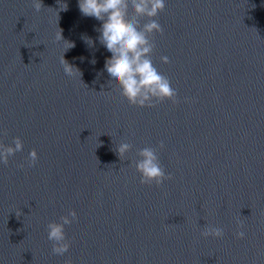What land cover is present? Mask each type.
I'll use <instances>...</instances> for the list:
<instances>
[{
    "label": "water",
    "instance_id": "water-1",
    "mask_svg": "<svg viewBox=\"0 0 264 264\" xmlns=\"http://www.w3.org/2000/svg\"><path fill=\"white\" fill-rule=\"evenodd\" d=\"M157 19L152 59L177 100L140 108L81 39L100 24L78 0H0V142L24 143L0 163V264H264V0H166ZM149 146L162 186L134 166ZM70 214L56 260L47 226Z\"/></svg>",
    "mask_w": 264,
    "mask_h": 264
},
{
    "label": "clouds",
    "instance_id": "clouds-1",
    "mask_svg": "<svg viewBox=\"0 0 264 264\" xmlns=\"http://www.w3.org/2000/svg\"><path fill=\"white\" fill-rule=\"evenodd\" d=\"M32 2L36 11H40L41 0ZM78 8L84 17H91L100 24L96 30V41L86 34L81 39L89 48L98 43L110 58L104 62L102 69L109 85L117 86L129 104L140 108L155 107L157 103L166 100L176 103L177 92L171 81L160 73L153 62L155 44L149 39L156 33L163 34L157 17L165 10L166 0H78ZM63 10L67 11L68 8ZM145 18L147 22L141 23ZM63 41L70 45L67 50L75 47L74 42ZM161 60L164 64L170 63L167 56L161 57ZM90 63L95 65V58ZM61 64L67 76L73 77L77 73L82 76L81 70L70 64L64 55ZM164 148L165 145L161 142L159 150ZM131 149L130 143L122 142L117 145L116 151L121 159ZM23 150L24 143L19 137L15 138L14 147L0 142V163L7 164L10 157ZM138 157L134 166L140 174L141 183L162 186L172 179L161 166L157 149L144 147L139 150ZM38 159V154L33 149L28 157L29 166H35ZM69 222L75 225L76 217L70 214L66 220L61 219L59 223H49L47 226V238L52 246L51 255L56 260H62L69 253V245L65 243V231L70 228ZM201 235L204 238L222 239L224 230L209 225ZM237 235L241 239L246 237L244 231Z\"/></svg>",
    "mask_w": 264,
    "mask_h": 264
}]
</instances>
